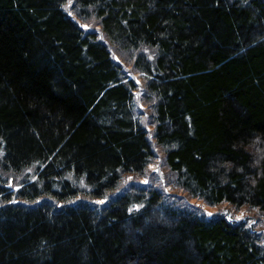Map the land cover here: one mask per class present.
Returning a JSON list of instances; mask_svg holds the SVG:
<instances>
[{"label": "trees", "instance_id": "1", "mask_svg": "<svg viewBox=\"0 0 264 264\" xmlns=\"http://www.w3.org/2000/svg\"><path fill=\"white\" fill-rule=\"evenodd\" d=\"M0 264H264V0H0Z\"/></svg>", "mask_w": 264, "mask_h": 264}, {"label": "rangeland", "instance_id": "2", "mask_svg": "<svg viewBox=\"0 0 264 264\" xmlns=\"http://www.w3.org/2000/svg\"><path fill=\"white\" fill-rule=\"evenodd\" d=\"M197 201H199V200H197ZM197 201L195 200V202H197ZM199 202L201 203V205L205 208V210L207 212H213L217 209H223V208L227 207V205L225 203L220 204V205H218V204L211 205V204H208L204 201H199ZM233 215H234L235 219H243L244 218V216H242V215H244L243 211H237L236 214L233 213ZM240 217H242V218H240Z\"/></svg>", "mask_w": 264, "mask_h": 264}, {"label": "snow or ice", "instance_id": "3", "mask_svg": "<svg viewBox=\"0 0 264 264\" xmlns=\"http://www.w3.org/2000/svg\"><path fill=\"white\" fill-rule=\"evenodd\" d=\"M209 215H212V213H209ZM240 218H242V217H240Z\"/></svg>", "mask_w": 264, "mask_h": 264}]
</instances>
